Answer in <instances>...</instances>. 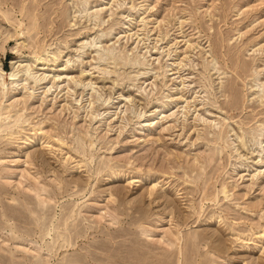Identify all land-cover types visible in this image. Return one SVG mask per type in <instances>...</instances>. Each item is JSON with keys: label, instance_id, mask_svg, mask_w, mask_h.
Segmentation results:
<instances>
[{"label": "rangeland", "instance_id": "rangeland-1", "mask_svg": "<svg viewBox=\"0 0 264 264\" xmlns=\"http://www.w3.org/2000/svg\"><path fill=\"white\" fill-rule=\"evenodd\" d=\"M0 264H264V0H0Z\"/></svg>", "mask_w": 264, "mask_h": 264}, {"label": "bare ground", "instance_id": "bare-ground-1", "mask_svg": "<svg viewBox=\"0 0 264 264\" xmlns=\"http://www.w3.org/2000/svg\"><path fill=\"white\" fill-rule=\"evenodd\" d=\"M10 79L13 80V76L12 75H10Z\"/></svg>", "mask_w": 264, "mask_h": 264}]
</instances>
